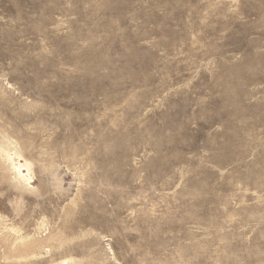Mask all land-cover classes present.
<instances>
[{"label":"rangeland","instance_id":"1","mask_svg":"<svg viewBox=\"0 0 264 264\" xmlns=\"http://www.w3.org/2000/svg\"><path fill=\"white\" fill-rule=\"evenodd\" d=\"M0 264H264V0H0Z\"/></svg>","mask_w":264,"mask_h":264},{"label":"bare ground","instance_id":"2","mask_svg":"<svg viewBox=\"0 0 264 264\" xmlns=\"http://www.w3.org/2000/svg\"><path fill=\"white\" fill-rule=\"evenodd\" d=\"M25 166L26 173H23L22 168ZM13 168L17 176L21 179H29V167L27 164H20L19 162L13 163Z\"/></svg>","mask_w":264,"mask_h":264}]
</instances>
